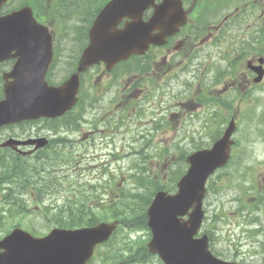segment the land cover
<instances>
[{"label": "rangeland", "instance_id": "rangeland-1", "mask_svg": "<svg viewBox=\"0 0 264 264\" xmlns=\"http://www.w3.org/2000/svg\"><path fill=\"white\" fill-rule=\"evenodd\" d=\"M57 1L59 0H34L38 13L41 14L43 12L49 18H51L49 13H53L52 10L63 11L61 14L56 13L57 15L51 20V22L55 23L52 25L53 27L49 23L53 33L58 38V42L60 43L61 41V61L66 63L60 65L61 62L60 64L57 62L54 75L57 77L62 76L63 78L66 71L70 69V62L74 61L76 56L73 52L78 51L77 53H79V50L84 45V35L88 24H86L85 19L80 18V12L84 10V15L85 13H90L91 7L103 0H69L71 4L65 9L60 7ZM233 1L230 0L231 3ZM21 2L22 0H19L20 5ZM207 3L209 9H215L212 13L214 20L210 19L212 24L217 23V20L227 15L231 10V7H218L219 0H207ZM242 4L245 5L246 3L243 2ZM75 11L79 13L67 14V12ZM248 23L249 19L247 21L241 19L236 22V25L246 30ZM223 45L226 46L228 43L224 42ZM212 49V47L206 48L209 51ZM204 56L206 57V54ZM211 61L208 57L205 63L209 64ZM1 73L0 71V77ZM93 74L94 71H91L84 77V84L89 81ZM0 87L2 88L1 79ZM175 94H177V91H175ZM177 103L180 102L176 99L174 104ZM161 110L154 111L155 115L151 112L141 115L137 113L135 118L126 119L123 125L111 127L109 130L110 135L108 138H103L101 142L89 140V143L85 145L78 144L73 149L74 157L68 155L65 157L70 160L67 165L69 163L73 165L67 175L65 172L61 173L62 176H66L65 178H61L57 174L58 170H61V163L63 162L58 161L56 165L51 163L48 171L56 178L55 184H58L53 189L60 195L49 199H44L43 197L23 199L22 194L27 192L22 189L23 183L27 184L26 179L23 182L21 177H16L9 181L8 183H13V187L9 189L13 190L11 195L12 202H14V199H19V195L21 196L20 200L23 202L18 210L15 211L9 210L10 204L8 201L7 203L5 202L6 198L0 200V222L3 224L2 229H0V235H2L0 237L5 236L7 230H11L16 226L24 229L29 227L41 232H46L48 229L50 231L54 226L49 224L48 219L63 213L61 210H65L67 202L72 203L73 198L84 195V190L87 187H93L96 183L94 178L99 175L103 176L102 181L97 183L100 184V190L103 195L105 191H102V187L106 186V183L113 178L115 179L113 182L116 181V193L112 194V198L115 197L117 200V196L119 198L122 196L121 204L125 203L126 199L128 202H133L137 198L136 205L131 208V212L135 218H139L144 211L146 198L150 195V190L145 185L151 182H154L155 185L170 182L175 172H182L186 169L184 163L180 160V156L184 151L177 149L176 146L179 145L181 146L180 148H183L184 145H189L186 148L189 153L194 150H190L189 147L196 144V142H192V136L196 139L199 138L201 143L202 137L203 141H209L210 139L209 136H206L210 130L204 127H199L197 132L189 130V133L183 130L184 127L180 131L175 129L174 126L178 122L175 119L172 123L174 124L172 132L163 130V128L157 126V123L163 117V114H160ZM255 112H253L252 117L241 120L240 132H242L243 136L240 139L242 146L239 147L240 150L237 152L239 159L235 164L232 163L226 172L223 173L222 176L225 175V178L223 182H219L221 187L214 189L207 197L205 208L207 220L204 229L214 235V249L223 258L244 260L248 264H264V196L261 197L262 199H258V202L251 204V196L255 195L254 192L245 193L246 188L249 187V171L257 169L256 173L259 172L258 180L261 182L262 173L260 172L264 170V156L262 155L264 153V106H257ZM87 115H82V120L85 119L86 121H81L80 123L77 121L73 123L67 122L68 126H73L71 131L74 132L69 134L71 138L63 133L67 137L66 139L79 141V137L86 134L90 129L93 130V138L98 139L104 136V133L101 132V129H103L102 114L96 111ZM77 119H80L79 115H77ZM182 125L180 123L176 126L179 128ZM39 128L40 126L36 124H30L0 129V143L9 137L22 138L28 137L30 134L33 137L48 136L53 138L54 134L52 131H49L46 127V129L40 131ZM74 128H78L77 130L80 132H75ZM186 137H188L189 143H187ZM65 152L70 153L68 150H65ZM3 153L5 158L8 159L9 166L16 168L15 158L12 155L9 156L8 151ZM53 155V161L60 159L57 154ZM98 155L100 156L97 161L96 159H94V162L91 161V158ZM136 174H141V179L135 178L137 177ZM228 174L231 175L230 182L227 181ZM35 178L38 179L37 176ZM29 181L33 182L34 180L30 179ZM138 182H140V188ZM6 186L7 183L0 181V189L3 195L7 194ZM251 188L249 187V189ZM46 190L48 191L49 189ZM89 191L91 199L97 200L96 193L91 189L87 193ZM2 197L0 194V198ZM105 199H107V196H105ZM120 203L117 200L116 204L119 206L114 208V210L122 213ZM139 222L145 224L143 219L139 220ZM129 225L134 226L135 222ZM139 238L144 240H137ZM150 238L151 233L148 235L147 230H126L122 228L117 233L115 241L113 240V244L101 248L100 255L96 259V261L98 260L97 264H121L122 262L123 264H160L156 257L148 256L141 250V247L145 245L146 241L149 242ZM127 241L138 244V248L136 250L130 248V243ZM114 248L115 250L112 251ZM124 252L133 254L125 256Z\"/></svg>", "mask_w": 264, "mask_h": 264}, {"label": "water", "instance_id": "water-1", "mask_svg": "<svg viewBox=\"0 0 264 264\" xmlns=\"http://www.w3.org/2000/svg\"><path fill=\"white\" fill-rule=\"evenodd\" d=\"M151 6L154 13L149 22H144L143 14ZM124 18L132 21L119 29ZM185 24L181 0H163L160 4L155 0H111L93 23L90 45L78 72L100 61L113 66L132 54L145 53L151 45L162 46ZM155 30L160 34H154ZM50 43L48 29L37 24L29 8L0 18V62L17 58L6 76L13 81L5 84L0 127L40 117L55 118L76 103L78 74L63 87H49L45 82ZM229 132L211 151L189 156L190 169L178 184L179 192L174 196L158 193L148 210V226L153 233L149 249L165 264H228L209 252L206 237H194L202 224L206 181L228 160ZM28 144L39 148L46 145V140L10 139L3 146L17 150V146ZM190 210V219L181 223L179 216ZM115 228L116 224L76 230L56 228L42 238L16 228L0 241V264H85L95 246L106 241Z\"/></svg>", "mask_w": 264, "mask_h": 264}, {"label": "flooded vegetation", "instance_id": "flooded-vegetation-1", "mask_svg": "<svg viewBox=\"0 0 264 264\" xmlns=\"http://www.w3.org/2000/svg\"><path fill=\"white\" fill-rule=\"evenodd\" d=\"M28 1L22 0L21 5ZM183 1L186 10H190L188 23L169 38L165 46H153L147 54L133 56L111 69L101 63L87 71H94V74L86 84L83 82L81 85L74 109L53 121L46 120L49 125L45 127L54 134L50 138L53 140L51 144L58 149H74L78 144L89 143V140L101 142L103 138H108L111 127L123 125L126 119L135 118L137 113L151 112L155 115L154 111L160 109L163 117L157 126L165 131L172 132L174 119L178 120L176 125L183 124L179 128L175 125V129L180 131L184 127L183 130L188 133L189 130L197 132L199 127H204L210 130L208 132L222 134L235 123L238 131L234 139L236 142L238 136L241 139V120L252 117L257 106H264V0H250L244 7H238L229 0L230 3L222 7H231V10L215 24L205 22L206 18L214 20L213 14L206 11L205 0H201L200 4L198 0L195 6H192L191 0ZM17 9L18 2L14 4L13 0H9L1 7L0 15ZM245 9L246 13L243 12ZM42 18L55 24L45 14ZM241 19H249L246 30L236 25ZM52 34L55 41L54 62L48 74V83L57 85L64 82L69 70L63 78L54 75L57 62H61L60 65L66 63L61 61V41L59 43L56 35ZM224 42L228 45H223ZM207 47L213 49L209 51ZM83 49L81 47L79 53L73 52L76 56L70 62V69L77 68ZM208 57L212 61L206 64ZM14 62L0 63V79ZM176 99L180 103L174 104ZM96 111L103 117L102 138H93V130L90 129L79 137V141L66 139L63 133L69 136L74 132L71 131L73 126H68L67 122L86 121L82 120V115L88 116ZM77 129L74 128L75 132H80ZM186 140L189 143L188 137ZM191 140L195 141L193 136ZM202 234H205L203 229Z\"/></svg>", "mask_w": 264, "mask_h": 264}, {"label": "trees", "instance_id": "trees-1", "mask_svg": "<svg viewBox=\"0 0 264 264\" xmlns=\"http://www.w3.org/2000/svg\"><path fill=\"white\" fill-rule=\"evenodd\" d=\"M1 151H3V150L0 149V152ZM3 158H5V154L3 155ZM15 160H16L15 166L17 169L12 168L6 164H0V181L7 183V186H9L8 190L11 187H13V183H8V182L12 181L16 177H21L23 182H24V179H26V181L28 183L30 178H32L31 176L33 174L34 175L37 174V167L30 169L29 166H25V164L22 160H19V159H15ZM22 168H24V169H22ZM39 169H41V167ZM39 174L42 175L43 173L39 170ZM46 174L47 175H43V177L39 181L37 196H35V197H44V196L48 195L46 189L53 190V188L57 187V185L55 184L56 180L52 176V173L49 172ZM19 182H22V181H19ZM19 182H16V183H19ZM139 184H140V182H139ZM145 187L147 189H150L153 187V185H152V183H148L145 185ZM22 188H23V186H22ZM44 191H46V192H44ZM150 191L152 192L153 190H150ZM12 193H13V190H10L9 195L8 194L6 195L7 200L5 202L7 203V201H8V203L10 204L9 210H15L16 211L21 206L23 201L20 200L21 198H19L17 200L14 199V202H12V197H11ZM9 196H10V198L8 199ZM148 199H149V196L146 198L145 205H144V211L141 213V216L138 218L139 220H141V219H143V221L146 220L145 207L147 206ZM82 200L87 201L88 199L84 196V197H82ZM82 200L79 203H77V206H74V207H76V212H77L74 216L72 214H69L67 216V218L61 219L59 217V215H56L54 217H51V219H48L49 224H51V225H63V226H67V227L71 226L72 227V226L82 225L83 222L91 220L92 217H91L89 209L87 207L88 205H87V203H83ZM124 202L125 203L122 204L123 205L122 210L125 211V213H124L125 221L126 222L135 221L136 218L132 215L131 208L136 205L137 198L133 202H128L127 199ZM98 214L101 215L100 213H98ZM132 216H133V219H132ZM0 220H1V217H0ZM2 227H3V224H1V222H0V229H2ZM35 232H36V234H38L37 231H35ZM129 247L136 250L138 248V245L130 243ZM141 250L145 254L146 246H142ZM124 254L126 256H129V255H132L133 253L130 254V253L124 252Z\"/></svg>", "mask_w": 264, "mask_h": 264}]
</instances>
